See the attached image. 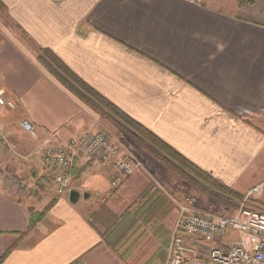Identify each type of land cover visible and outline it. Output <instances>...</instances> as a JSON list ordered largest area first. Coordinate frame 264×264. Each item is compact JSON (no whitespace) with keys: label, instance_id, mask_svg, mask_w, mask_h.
Listing matches in <instances>:
<instances>
[{"label":"crops","instance_id":"0c3cea01","mask_svg":"<svg viewBox=\"0 0 264 264\" xmlns=\"http://www.w3.org/2000/svg\"><path fill=\"white\" fill-rule=\"evenodd\" d=\"M237 2L0 0L8 22L0 17V97L14 106L0 105L8 145L0 143V259L10 250L0 264H136L90 215L105 208L111 228L151 184L162 187L141 169L112 190L110 174L84 159L71 172V190L80 194L74 205L54 188L37 197L6 185L8 175L36 184L40 141L50 134L68 140L103 127L39 62L38 49L211 178L241 189L264 156V0ZM51 200L28 231L30 211Z\"/></svg>","mask_w":264,"mask_h":264},{"label":"built area","instance_id":"2783aa9c","mask_svg":"<svg viewBox=\"0 0 264 264\" xmlns=\"http://www.w3.org/2000/svg\"><path fill=\"white\" fill-rule=\"evenodd\" d=\"M0 105L14 107L1 97ZM20 125L34 141L39 140L28 122ZM0 143L6 144L1 135ZM8 150L14 153L13 147ZM39 151L43 164L39 181L60 193L70 192L71 172L79 159L94 162L108 172L112 190L144 169L139 159L104 128L87 130L68 140H62L58 132L52 133L40 141ZM6 185L28 190L13 175L6 176ZM260 189L258 186L249 191L232 213L202 209L192 195L167 194L177 215L163 264H264V211L247 205L250 195Z\"/></svg>","mask_w":264,"mask_h":264},{"label":"trees","instance_id":"16d2710c","mask_svg":"<svg viewBox=\"0 0 264 264\" xmlns=\"http://www.w3.org/2000/svg\"><path fill=\"white\" fill-rule=\"evenodd\" d=\"M256 2L257 0H238L237 3L240 7L254 5ZM2 8L3 6L0 3V9ZM38 53V59L44 67L67 90L87 104L101 117L106 118L119 135L128 137L142 151H145L173 174L183 178L187 184L198 190H203L213 199L219 198L225 205L234 206L223 197L230 198L233 196L236 198L240 197L239 194L211 178L207 173L197 168L154 134L120 112L115 106L78 78L51 51L38 49ZM53 203L54 201L52 200L40 212L30 211L28 231L33 229L35 225L43 219L45 213L51 208ZM172 208L173 205L163 190L151 184L138 198L135 207L129 211L123 219L118 221L114 230L110 231L104 238L113 248L115 247V249L121 250L120 245L117 244L130 229L135 228L137 225L139 228L140 226H152L158 229V231L164 229L161 221L170 213ZM9 251L10 250L5 251L3 257L0 259V263L7 256Z\"/></svg>","mask_w":264,"mask_h":264},{"label":"rangeland","instance_id":"374dc122","mask_svg":"<svg viewBox=\"0 0 264 264\" xmlns=\"http://www.w3.org/2000/svg\"><path fill=\"white\" fill-rule=\"evenodd\" d=\"M4 15L5 12L2 8L0 9V17L5 22V25H8L7 19H4ZM36 54L38 58V51L36 52ZM93 112L95 111L93 110ZM95 113L102 120V128L108 130L137 159H139V161L144 166V170L148 173L150 178L152 177L153 180L159 182L162 185V187L160 188L163 189V192L166 195H192L197 199L198 207L202 209L223 210L227 213H232L239 207L240 203L249 191H251L255 187L261 186V189L258 192L252 193L250 195L247 200V205H249L252 209L264 211V156L261 163L255 165V170H252L251 175L243 180L241 184V189H231L235 193L239 194L240 197H223L224 199L226 198L228 202H230L234 206L225 205L223 201L219 200V198L213 199L208 193L204 192L203 190H198L194 188L193 186L187 184V182L183 178L170 172L169 169L165 168L162 164H160L153 157L148 155L145 151H142L128 137L119 135L106 118L101 117L97 112ZM47 187H50V191L52 193L54 187L51 185H42L38 179L36 181V184L28 187V190L26 191L28 193L36 192L38 197L41 192H46ZM81 200V202L84 201L83 199ZM172 210L174 209L172 208L171 211ZM102 214H106L108 216V218L106 217V222L101 221L100 216ZM90 218L94 224L98 225L99 227H102V229L104 228L102 230L104 231V236L108 235V233L114 230L116 226L115 225L107 229L105 228L107 225H111V215L107 213L105 208H102L100 211L91 213ZM173 218L174 212L170 216H167L165 221V218L161 221V224L163 221L165 224V228L163 227L164 229H162L161 231H158V229L152 226H140L139 228L137 225L135 228L130 229L129 232L122 237V239L117 245H120V248L124 254H127L128 252H130L131 254H135L136 257L134 261L136 264H163L166 257V250L171 238V223L173 221ZM166 231L168 234L166 233Z\"/></svg>","mask_w":264,"mask_h":264},{"label":"water","instance_id":"95a60500","mask_svg":"<svg viewBox=\"0 0 264 264\" xmlns=\"http://www.w3.org/2000/svg\"><path fill=\"white\" fill-rule=\"evenodd\" d=\"M80 194L75 191V190H70L69 194H68V200L71 204H76L77 201L79 200ZM88 198V194L85 193L83 194V199H87Z\"/></svg>","mask_w":264,"mask_h":264}]
</instances>
